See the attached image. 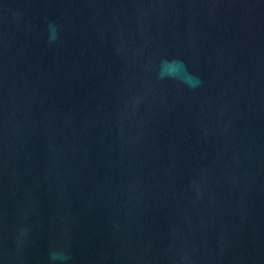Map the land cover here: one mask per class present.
Returning a JSON list of instances; mask_svg holds the SVG:
<instances>
[{"label": "water", "instance_id": "1", "mask_svg": "<svg viewBox=\"0 0 264 264\" xmlns=\"http://www.w3.org/2000/svg\"><path fill=\"white\" fill-rule=\"evenodd\" d=\"M0 264H264V0H0Z\"/></svg>", "mask_w": 264, "mask_h": 264}, {"label": "clouds", "instance_id": "2", "mask_svg": "<svg viewBox=\"0 0 264 264\" xmlns=\"http://www.w3.org/2000/svg\"><path fill=\"white\" fill-rule=\"evenodd\" d=\"M53 31H54V29H53Z\"/></svg>", "mask_w": 264, "mask_h": 264}]
</instances>
